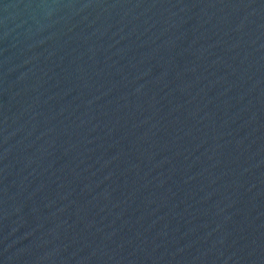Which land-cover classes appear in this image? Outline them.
Masks as SVG:
<instances>
[{
    "label": "water",
    "instance_id": "95a60500",
    "mask_svg": "<svg viewBox=\"0 0 264 264\" xmlns=\"http://www.w3.org/2000/svg\"><path fill=\"white\" fill-rule=\"evenodd\" d=\"M0 264H264V0H0Z\"/></svg>",
    "mask_w": 264,
    "mask_h": 264
}]
</instances>
